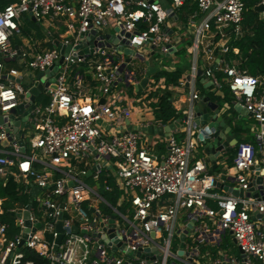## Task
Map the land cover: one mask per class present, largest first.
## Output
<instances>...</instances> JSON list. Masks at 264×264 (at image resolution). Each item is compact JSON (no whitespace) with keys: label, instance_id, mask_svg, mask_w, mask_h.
<instances>
[{"label":"built area","instance_id":"2783aa9c","mask_svg":"<svg viewBox=\"0 0 264 264\" xmlns=\"http://www.w3.org/2000/svg\"><path fill=\"white\" fill-rule=\"evenodd\" d=\"M245 11L244 0L0 3V116L9 118L21 104L31 108L30 126L20 138L11 119L0 122V179L13 175L28 198L32 186L41 188L30 207L14 201L8 208L19 232L2 220L7 198H0V264H37L27 259L28 251L47 264H264V75L226 56L230 40L244 35ZM24 14L42 29L43 40L22 35V42L13 41L23 33ZM183 42L192 64L170 85L159 73L175 69ZM157 53L154 65L150 58ZM136 60L143 66L134 67ZM147 60L157 71L138 90ZM77 64L89 68L70 73ZM55 65L58 77L43 75L41 94L49 97L43 105L41 94L32 99L30 89L41 80L38 73ZM201 76L222 98L229 89L233 104L224 101L227 108L240 103L255 120L254 141H240L232 155L215 153L217 165L224 166L222 178L211 170L195 126L196 106L204 98ZM145 91L148 102L139 96ZM165 91L174 94L182 127L162 139L165 151L156 152L155 140L162 137L150 141L134 126L170 124L155 117ZM182 96L185 106L178 107ZM88 172L102 179L104 193L117 205L85 181ZM230 188L243 189V196ZM100 201L112 211L100 208ZM59 222L64 231L55 249ZM227 236L240 256L222 247Z\"/></svg>","mask_w":264,"mask_h":264},{"label":"trees","instance_id":"16d2710c","mask_svg":"<svg viewBox=\"0 0 264 264\" xmlns=\"http://www.w3.org/2000/svg\"><path fill=\"white\" fill-rule=\"evenodd\" d=\"M16 0H0L1 6H4L10 2ZM246 4L244 25V35L238 39L230 40L229 44L231 51L226 55L229 61L238 60L239 65L243 69H247L253 75H264V17L257 7L264 0H244ZM233 48L239 49V53H235ZM176 57H179V62L176 63L174 70H163L159 75L166 77L168 84H176L178 80L183 76L186 68L188 67L190 55L186 46L182 47ZM184 60V62H183ZM178 61V59H177ZM223 101L233 104V97L228 88H224ZM174 94L172 91H165L161 94L156 103L158 108L155 111L156 119L163 123H171L181 116L180 113L174 107ZM231 109L234 110L233 106ZM242 128L235 126V131L240 132ZM236 149L233 150V154ZM232 156L229 161L233 162ZM16 170V168H14ZM23 185L13 175L4 182L0 179V198H7L4 202V208L7 213L10 204L14 201L21 200ZM27 196V195H26ZM28 198V196H27ZM29 199V198H28ZM28 203V200H26ZM3 220V218H2ZM27 259L35 261L37 264H47L46 259L40 257L33 251H28Z\"/></svg>","mask_w":264,"mask_h":264},{"label":"water","instance_id":"95a60500","mask_svg":"<svg viewBox=\"0 0 264 264\" xmlns=\"http://www.w3.org/2000/svg\"><path fill=\"white\" fill-rule=\"evenodd\" d=\"M257 9L260 12L264 11V4H260ZM111 41L116 42V38L110 37ZM61 52L65 51V46L60 45ZM63 62V58L60 61ZM147 64H149V60H147ZM217 63L211 66L212 70H215ZM59 69L58 65H55L53 68L50 69L48 72H40L37 75V78L41 79L37 82L33 87L30 89L31 98L35 99L44 91V84H43V75L45 74H52L56 77L59 76V73H56ZM157 71V67L152 66L149 64L148 72L146 73L145 77L142 80V83L137 86L138 90H142L144 86L147 85L149 77ZM201 74V70L199 71ZM202 82H205V78L203 77ZM209 85H212V82L209 81ZM104 101V100H103ZM35 107V105L33 106ZM32 107V108H33ZM25 105L21 104L17 110H14V114H12L9 118L0 116V122H5L7 119H11L13 125L15 126V131L17 132V137L20 138L21 133L23 132L24 128H28L30 123L28 122V118L30 116V109L24 110ZM234 110L238 113V117L242 118L243 116H250L252 117V113L249 112L246 108H244L240 103H236L233 106ZM17 113H21L22 116H16ZM102 123V121H99ZM196 128L200 131V141H201V148L202 152L212 160H216L215 153L221 150L230 151L234 146L238 144V139L236 134L233 132V127L230 122L226 119L223 115L222 107L217 102H212L210 97L205 96L201 101L198 102L196 106ZM177 127H182L181 118H178L175 122H172L166 126H148V127H138L134 126L135 129H143L145 132L148 133L150 141L153 138V135H160L164 134L165 136L171 135V131ZM22 145L25 144L24 140H20ZM41 188L39 186H32L30 192V198L28 200V207L33 203L34 197H36L39 193ZM231 193L234 196H243V189L241 188H230ZM10 215H14V212H10ZM28 215V213H27ZM37 226H40L38 223ZM74 231H78L77 227L72 228ZM57 230L60 232L59 236L55 240L54 248L57 249L58 246L61 244L63 231L64 228L62 226V222L57 224Z\"/></svg>","mask_w":264,"mask_h":264},{"label":"rangeland","instance_id":"374dc122","mask_svg":"<svg viewBox=\"0 0 264 264\" xmlns=\"http://www.w3.org/2000/svg\"><path fill=\"white\" fill-rule=\"evenodd\" d=\"M22 27H23V33L22 34H16V36L13 39L14 42H17V43L21 42L22 35H27V33H29L30 36H32L37 41L43 40L44 37H45V34L42 31V29L38 26V24L36 22L31 20V18L29 17L28 14H24L23 15ZM179 47L182 48V47H184V45L180 44ZM163 57H164L163 63L165 65H169L170 66L171 60L168 57H166V56H163ZM157 58H158V53L155 54V56H151V58H150L154 65L158 64L156 62V60H155ZM176 59H178L177 62H179V59H181V58L176 57ZM183 62H184V60H183ZM138 65H142L143 66V64L139 60H136L134 67H137ZM88 68L89 67L87 65L85 66L84 64H77V65L72 66V68H70V73L72 71H78V70L86 71ZM139 96L145 97V100L148 102L149 95H148V93L146 91L145 92H141L139 94ZM39 101L43 105L47 104L49 102L48 95H46L45 93L41 94V96L39 98ZM241 119H242V120H240L241 123L243 125L247 124L248 128H249V126L251 128L252 125H250V124H254L255 123L254 119H252V117H250V116H243ZM163 138L164 137L158 138V143H155L156 152H160L161 151V149H160L161 147L159 145H161V146L162 145L163 146L166 145L165 141L162 140ZM28 151L32 152V150L30 148V145H28ZM84 179L91 186L97 187L104 194L106 199H108L113 204L117 205L116 201H114L108 194L104 193L102 179L99 180V181H96L93 178H84ZM22 194H24V193L22 192ZM26 200H28V198H27L26 194H24V195H22L21 200L20 199L18 200L19 201L18 203L25 204ZM14 203H11L10 206H13ZM98 206L100 208H102L104 211H112V209L109 208L104 201H100L98 203ZM121 210L125 211V208H121ZM1 218H3V221L9 222L12 225V231L13 232H19L20 231V229L17 227V223H16L15 217L6 214V215L2 216ZM222 247L225 248L226 250L230 251L231 253L235 254L236 256H240V250H239L237 244L232 241V238L230 236H227L224 239Z\"/></svg>","mask_w":264,"mask_h":264},{"label":"crops","instance_id":"0c3cea01","mask_svg":"<svg viewBox=\"0 0 264 264\" xmlns=\"http://www.w3.org/2000/svg\"><path fill=\"white\" fill-rule=\"evenodd\" d=\"M264 12V11H263ZM262 12V13H263ZM28 36H30V34L29 33H27V35H24V37H28ZM23 41V39L21 40V42ZM189 43H190V40H189ZM182 45H185V42H183L182 43ZM236 54L237 53H239L238 51L236 52V51H234ZM190 55V54H189ZM235 61H237V62H239L238 60H235ZM173 62H174V65L172 66V67H174L175 65H176V63H177V59H176V57H174L173 58ZM13 64L12 65H14V66H18V64H14V62H12ZM191 64H192V58H191V55H190V59H189V63H188V67L186 68V70H185V72L184 73H187V72H189V70H190V66H191ZM171 67V66H170ZM175 68V67H174ZM202 78H203V76H201V77H199V81H198V87H199V89L201 90V92H202V94H203V97H205V96H208V97H210V100L212 101V102H217V103H219L220 104V106L222 107V111H223V115L226 117V119L230 122V124L232 125V127H233V132L236 134V137H237V139H238V143L240 142V141H254L255 140V138H254V134L252 133V130H251V128H250V126H249V128H248V125L246 124V125H243L242 123H241V121L240 120H242L241 118H239L238 117V113L235 111V110H233V109H229V108H227L225 105H224V101L222 100L223 98L221 97V96H219V95H217L216 94V92L214 91V89L212 88V85H209V81H206L205 80V82H202L201 80H202ZM87 84L88 85H91L90 84V82H87ZM184 101H185V96H182V97H180V99L179 100H177L176 102H175V104L178 106V107H182V106H185V104H184ZM138 117H139V114L138 113H135L134 114V116H133V118L135 119V120H137L138 119ZM150 117V116H149ZM178 119V118H177ZM176 119V120H177ZM253 119V118H252ZM255 121V120H254ZM137 125H138V123H137ZM250 125H252L251 127H254V128H256V126H255V123L254 124H250ZM235 126H240L241 128H242V130L240 131V132H236L235 131ZM158 137H166L164 134H160ZM155 143H158V138L155 140ZM238 145V144H237ZM236 145V146H237ZM161 148V152H163V151H165V145L163 146H161V145H159ZM236 146H234L229 152H228V154H230V155H232L233 154V150H235L236 149ZM154 147H155V144H154ZM157 147V146H156ZM218 160H222V158H218ZM210 161H211V170L217 175V176H220L219 175V173L224 169V166L223 165H217V161H216V163H215V161L214 160H212L211 158H210ZM87 177L88 178H91V173L90 172H88L87 173ZM220 178H222V176H220ZM227 183L229 184V185H231L232 187L233 186H236L237 184H236V182H234L233 180H228L227 181ZM220 192L221 193H224V191L222 190V189H220Z\"/></svg>","mask_w":264,"mask_h":264}]
</instances>
